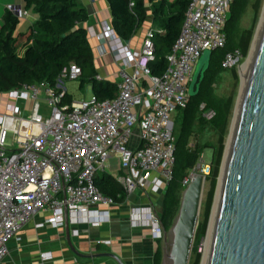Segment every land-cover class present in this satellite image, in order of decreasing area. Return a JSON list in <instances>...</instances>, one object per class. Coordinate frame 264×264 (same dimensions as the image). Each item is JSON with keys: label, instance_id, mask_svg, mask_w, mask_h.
Masks as SVG:
<instances>
[{"label": "built area", "instance_id": "2783aa9c", "mask_svg": "<svg viewBox=\"0 0 264 264\" xmlns=\"http://www.w3.org/2000/svg\"><path fill=\"white\" fill-rule=\"evenodd\" d=\"M232 1L190 0L161 75L152 74L149 66L154 57L152 30L139 49L115 46L123 67L112 98L98 99L92 93L88 99L66 101L65 81L82 75L75 63L63 67L53 83L44 80L7 91L16 102L0 112V263L8 254V241L36 213H48L36 227H59L65 216L89 217L92 207L111 206L114 197L100 192L94 178L113 156L122 170L116 180L125 196L137 189L156 192L166 186L174 162L172 115L188 102L193 66L200 55L225 46L224 28ZM8 8L18 18L24 14L19 7ZM87 33L103 52L108 40L117 38L109 24L99 34L90 28ZM242 58L238 49L227 52L222 67ZM95 79L102 80L99 75ZM28 98L32 106L23 116ZM199 110L205 119L215 115L203 103ZM8 132L12 135L9 142ZM196 172L195 168L187 172L183 187ZM208 172L209 166L203 165L200 173ZM147 212L152 231L162 239L159 215L149 208ZM103 214L108 221L109 213ZM100 222L94 220L91 225ZM49 258L40 254L34 264H44Z\"/></svg>", "mask_w": 264, "mask_h": 264}, {"label": "trees", "instance_id": "16d2710c", "mask_svg": "<svg viewBox=\"0 0 264 264\" xmlns=\"http://www.w3.org/2000/svg\"><path fill=\"white\" fill-rule=\"evenodd\" d=\"M26 5L33 4L38 14L36 22L26 33L13 37L12 32L17 18L11 13L4 17L5 29L0 34V92H7L23 85L47 80L53 83L60 70L69 63H75L82 70L80 86L90 84L92 93L98 99L115 96L116 82L96 80V70L88 40L86 28L82 24L87 20V13L76 0H25ZM110 12V25L115 35L128 40L146 18L145 2L150 3L153 23L162 31H154V57L149 62L152 74L161 75L167 66L166 56L171 51L177 38L184 13L190 0H175L168 3L165 0H107ZM259 0L253 4L257 12ZM248 0H233L230 5L228 19L225 23L226 43L221 49H214L208 53V66L205 68L198 89L190 95L185 107L177 111L179 120L173 128L174 162L171 178L166 184L159 219L168 228L177 212L180 192L184 188L181 184L187 172L194 168L203 149L209 146H189V138L193 133L194 123L205 121L212 128L219 131L217 146L214 148L210 171L205 179H210V190L205 199L203 220L197 225L191 253V264L200 263L197 252L199 239L206 231L207 219L213 199L216 178L219 172L224 149V133L231 113L232 98H220L214 93V85L220 73L227 68L222 62L227 52L240 50L246 56L252 38V29H240V20L244 14ZM86 76V77H84ZM68 96L66 101H70ZM203 103L205 109H212L215 115L210 119L201 116L199 105ZM211 148V147H209ZM94 183L105 195L116 198L124 195L121 187L112 176L99 172ZM162 251L158 249L154 257V264H160Z\"/></svg>", "mask_w": 264, "mask_h": 264}, {"label": "crops", "instance_id": "0c3cea01", "mask_svg": "<svg viewBox=\"0 0 264 264\" xmlns=\"http://www.w3.org/2000/svg\"><path fill=\"white\" fill-rule=\"evenodd\" d=\"M165 1L173 3L175 0ZM76 2L87 13V20L82 24L86 31L90 28L99 34L104 25H110L111 12L107 0ZM9 5L19 7L24 14L20 18L16 17L8 8ZM145 8L146 18L130 39L110 38L104 45L105 52L97 47L98 42L87 33L96 75L102 80L117 82L118 71L123 67L121 60L117 59L115 46L127 45L136 50L141 47L147 31H162L153 23L150 3L147 1ZM7 13L17 18L12 32L13 37L26 33L38 18L34 5H26L25 0H0V34L5 29L4 17ZM68 96L73 100L67 93ZM15 102L7 92H0L1 113L6 112V108ZM41 104H44V101ZM31 106L32 100L28 98L22 111L23 116L27 115ZM109 163L110 171L108 172L107 166L103 172L110 174L120 186L116 177L122 174V170L117 157H111ZM165 187L156 192L137 189L129 195L117 196L109 207H92V214L89 217L66 216V226L64 219V223L59 227L51 225L36 227L37 223L48 216L47 212L40 211L8 241V254L0 264H34L39 260L40 254L50 257L44 264H154L156 251L158 249L162 251V239L157 238L152 231L147 209L160 216ZM106 211L109 213L108 221L103 214ZM133 211L137 213L134 215ZM94 220L101 222L98 226H93L91 224ZM97 240L109 242L97 243Z\"/></svg>", "mask_w": 264, "mask_h": 264}, {"label": "water", "instance_id": "95a60500", "mask_svg": "<svg viewBox=\"0 0 264 264\" xmlns=\"http://www.w3.org/2000/svg\"><path fill=\"white\" fill-rule=\"evenodd\" d=\"M248 58L221 159L212 235L202 264H264V21L253 36ZM207 66L208 57L192 80L190 95L196 93ZM204 182L203 173L193 174L180 192L170 226L162 225L160 264H189Z\"/></svg>", "mask_w": 264, "mask_h": 264}, {"label": "rangeland", "instance_id": "374dc122", "mask_svg": "<svg viewBox=\"0 0 264 264\" xmlns=\"http://www.w3.org/2000/svg\"><path fill=\"white\" fill-rule=\"evenodd\" d=\"M255 1L256 0H248V5L246 7L244 14L241 17V20H240V29L241 30L252 29V38H251V42L249 44L247 54H246V56H243L242 59L237 60L233 64H231L230 67H228L224 72L220 73V75L217 78L216 84L214 85L215 95H217L220 98H228V97L232 98L231 113L228 116V123H227V127H226V130L224 133V141H223L224 148H225V145L227 144L228 139H229L232 121H233V118L235 115V107H236V103H237L239 93L241 91V87H242V83H243V75L245 76V74L241 70V66L245 63V61L248 58V53H249V49H250L251 44H252V39H253V36L259 27V24H260V21L262 18V14H263V10H264V0H259L257 12L253 9V4L255 3ZM208 53H209V51H204L200 55L198 60L196 61L195 65L193 66L192 80L194 79V76H195L196 72L198 71V69L200 68V66L202 65V63L207 59ZM84 77H86V76H84ZM191 83H192V81L189 84V91H190ZM65 87H66L67 93L70 94V96L72 97L73 100L88 99L92 95V90H91L90 84L85 83L83 87H80L79 86V80L65 81ZM39 98L42 99L43 97L40 95ZM42 106H44V105L42 104ZM42 110H44V108ZM172 120H173L174 126H175L179 120L178 113H173ZM11 136H12L11 133L8 132L7 136H6L7 142H9L11 140ZM219 136H220L219 131L212 128L205 121L197 120L194 123L193 133H192L191 137L189 138V146L193 147L194 145L197 144L199 146L211 147V148L207 147V148L203 149L201 156L199 157L196 165L194 166V168L196 169L197 172L201 171L203 165L209 166V171H210V165L212 162V156L214 153V148L217 146ZM223 151H224V149H223ZM107 166H109V167H107V170L109 169L108 170V172H109L111 169L110 163ZM220 168H221V165L219 167V172H218V175L216 178V184H215V188H214L213 199H212V203H211L209 217L207 219L206 231H205L204 236H202L199 239V242H198L197 247H196L197 252L200 254V263L199 264H201V259L204 256L205 251H206L205 242H206V239L208 236L207 231H208V227H209V223H210V217L212 215V204L214 202V196L216 194L215 193L216 192V185H217V181L219 178ZM208 174H209V172H208ZM208 174H206L205 176H207ZM210 181H211L210 179L206 178L205 182H204L201 201H200V207H199V213H198V224L201 223L203 220V210L205 207V199H206L207 193L209 192L210 186H211ZM192 260H193V254L191 253L190 258H189V264L192 263Z\"/></svg>", "mask_w": 264, "mask_h": 264}, {"label": "bare ground", "instance_id": "6f19581e", "mask_svg": "<svg viewBox=\"0 0 264 264\" xmlns=\"http://www.w3.org/2000/svg\"><path fill=\"white\" fill-rule=\"evenodd\" d=\"M263 21H264V10H263L262 18H261V21H260V24H259V27H258V30H257L258 34L260 32V29L262 28ZM254 39H255V42H256L257 35H256V37ZM249 63H250V58H247L245 63L241 66V70L245 74V76H246L247 71H248ZM245 76L243 75V82H244ZM242 86H243V83H242ZM216 200H217V198H216ZM216 205H217V202L215 201V204L213 205V208H212V215L210 217V223H209V227H208V231H207L208 236H207V239H206V242H205L206 251H205L204 256L201 259V264L203 263V260H204V258L206 256L207 252H208V247H209V243H210V239H211V235H212V228H213V222H214V215H215Z\"/></svg>", "mask_w": 264, "mask_h": 264}]
</instances>
